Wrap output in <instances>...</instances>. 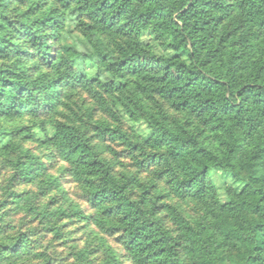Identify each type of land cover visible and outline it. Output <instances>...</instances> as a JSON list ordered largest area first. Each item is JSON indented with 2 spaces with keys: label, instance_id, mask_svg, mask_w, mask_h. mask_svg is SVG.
I'll return each instance as SVG.
<instances>
[{
  "label": "trees",
  "instance_id": "trees-1",
  "mask_svg": "<svg viewBox=\"0 0 264 264\" xmlns=\"http://www.w3.org/2000/svg\"><path fill=\"white\" fill-rule=\"evenodd\" d=\"M70 1V13L85 12L95 29H115L123 39L132 38L123 41L127 56L113 65L117 73L124 65L140 87L198 115L215 136L206 144L198 133L161 122L145 141L150 147L166 148L160 173L168 176L175 191L211 199L209 218L205 215L195 225L176 207H168L180 231L176 236L153 217L144 200L128 195L126 185L116 181L108 163L76 127L51 124L56 135L49 142L58 146L60 155L81 176L100 178L93 199L108 220L114 219L113 226L123 230L130 253L147 264H264V0ZM49 21H34L41 30L39 37ZM143 31H151L173 55H159L143 45L138 39ZM12 38L0 41L5 56L21 52L22 45ZM83 62L79 57L73 61L79 79L87 77ZM19 64L17 55L10 65L0 64L1 117L38 110L34 93L38 82L50 93L58 86L59 76L44 72L30 80L17 71ZM118 134L127 140L128 134ZM213 170L241 185L239 191L226 189L227 201L212 184ZM1 232L0 264H16L15 259L28 255L23 233L4 244ZM87 252L81 249L78 254L83 258ZM39 254L47 264L48 252Z\"/></svg>",
  "mask_w": 264,
  "mask_h": 264
},
{
  "label": "rangeland",
  "instance_id": "rangeland-1",
  "mask_svg": "<svg viewBox=\"0 0 264 264\" xmlns=\"http://www.w3.org/2000/svg\"><path fill=\"white\" fill-rule=\"evenodd\" d=\"M0 3H4L0 41L13 37L22 45L16 54L17 71L30 80L44 72L60 77L53 93L38 82L34 90L38 110L0 116V231L5 235L1 241L10 244L23 233L30 248L24 258L15 259L16 264H44L47 258L40 256L42 251L48 252L49 264H147L130 253L123 230L113 226L114 219L108 220L96 205L93 194L100 178L81 176L60 155L58 146L49 142L56 135L51 124L76 127L108 163L116 181L126 185L128 195L144 200L153 217L176 236L180 231L168 207H176L195 225L208 215L211 199L175 191L168 176L160 173L165 169L162 154L166 148H153L145 141L151 140L161 122L198 133L206 144L215 141V136L198 115L177 109L162 95L140 87L138 78L124 65L116 72L113 65L127 56L123 41L130 36L123 39L115 29H95L85 12L70 13V0ZM37 18L51 20L42 38L34 23ZM138 39L156 54L173 55L151 31H143ZM16 55L0 51V64L10 65ZM78 57L84 60L85 79L78 78L73 64ZM118 132L128 134L127 140ZM210 179L222 201L228 200L227 188L239 191L241 187L221 170H213ZM81 249L89 251L83 258L78 254Z\"/></svg>",
  "mask_w": 264,
  "mask_h": 264
}]
</instances>
